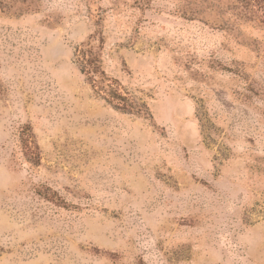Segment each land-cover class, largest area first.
<instances>
[{
    "label": "rangeland",
    "instance_id": "1",
    "mask_svg": "<svg viewBox=\"0 0 264 264\" xmlns=\"http://www.w3.org/2000/svg\"><path fill=\"white\" fill-rule=\"evenodd\" d=\"M0 264H264V0H0Z\"/></svg>",
    "mask_w": 264,
    "mask_h": 264
}]
</instances>
